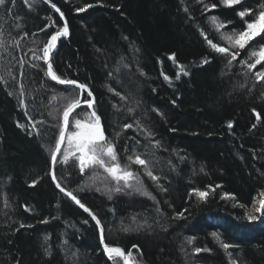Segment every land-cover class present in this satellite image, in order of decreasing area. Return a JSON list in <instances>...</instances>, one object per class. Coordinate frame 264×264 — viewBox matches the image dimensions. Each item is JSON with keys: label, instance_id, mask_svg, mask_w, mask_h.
Returning <instances> with one entry per match:
<instances>
[{"label": "trees", "instance_id": "trees-1", "mask_svg": "<svg viewBox=\"0 0 264 264\" xmlns=\"http://www.w3.org/2000/svg\"><path fill=\"white\" fill-rule=\"evenodd\" d=\"M52 1L69 25V35L60 39L52 57L54 71L86 84L93 92L105 135L118 144V162H127L124 140L135 137L141 141L136 151L160 177L158 183L153 182L143 174V166L131 165L155 199L112 194L108 200L95 191L79 190L87 171L81 174L72 158L66 165H55L61 185L101 221L105 241L125 251L131 249L135 264H231L232 260L264 264V220L249 223L241 219L264 191V83L250 73L242 75L238 64L233 65L234 71H227L219 54L209 57L210 48L200 35L202 29L214 43H221L209 17L231 21L226 29H238L242 21L237 11L256 9L262 0H243L232 8L219 0H184L183 4L181 0ZM210 3L217 7L204 11ZM85 4L93 7L75 11ZM45 24L50 27L41 32ZM62 26L58 14L41 0L31 10L25 0H15V4L6 0L0 5V40L4 42L0 47V264H114L101 249L96 223L60 193L49 176L51 152L45 145L54 147L60 122L56 125L50 117L47 101L51 92L79 90L47 78L44 62L33 61L31 50L42 55L48 36ZM170 53L177 54L176 61L168 59ZM247 53L241 50L237 59L246 58ZM206 57L213 62L202 66ZM177 63L185 65L190 76L177 81ZM162 71L172 78L171 84L163 79ZM109 87L115 91L109 92ZM116 92L126 99L121 100ZM82 96L89 98L86 92ZM130 107L135 109L131 117L127 115ZM153 108L163 115L152 112ZM253 108L261 114L259 122ZM144 112L154 139L161 141L159 149L151 148L143 132L122 127ZM38 121L44 122L36 124L40 135L32 129ZM229 121L233 122L231 129ZM134 144L135 140H129L127 154H132ZM33 179L37 184L29 187ZM191 188L208 191L207 200L189 195ZM223 193L234 198H223ZM181 211L184 216L178 218ZM130 216L146 225L124 232L117 225H129L125 220ZM213 232L230 247L223 249ZM187 238L193 243L188 244ZM195 247L210 251L196 254ZM45 248L51 251L49 257L44 255ZM115 264H120L118 258Z\"/></svg>", "mask_w": 264, "mask_h": 264}, {"label": "snow or ice", "instance_id": "snow-or-ice-1", "mask_svg": "<svg viewBox=\"0 0 264 264\" xmlns=\"http://www.w3.org/2000/svg\"><path fill=\"white\" fill-rule=\"evenodd\" d=\"M38 2V0H32L31 3H28V0H25V3L28 5L31 10L33 6ZM6 0H0V5H5ZM12 3L15 4V0H12ZM44 3L50 4L51 8L55 10V12L60 14V19H64V13L61 11L59 7L55 3H52L51 0H44ZM99 3V0H97ZM181 3H184V0H181ZM219 3L225 7L232 8L236 5H242L243 0H219ZM93 7L92 4H85L83 7H77L75 11L77 13L85 12L88 8ZM217 7L216 3L206 4L204 7V11H208V9H215ZM184 11L188 12V8L184 7ZM237 16L241 19L242 24L237 28H233L231 33L226 31L222 32L221 30L226 29L229 25L232 24L231 21H221L217 16L213 15L209 17L211 24L214 26L217 32L221 33L220 39L226 42L222 43H214L212 39H209L207 34L201 29L200 35L204 37L207 42V45L210 48L209 57L212 56V53L219 54L225 60V69L229 72L234 71V64H238L241 69V74L247 76L249 73L252 74L255 81L264 83V0L258 5L256 9L253 8H243V10L237 11ZM51 20V17L48 18ZM54 23V22H53ZM19 27V25H18ZM50 25L45 24L43 29H40L41 32L47 31ZM69 35V25L67 22L63 24L58 30L52 32L50 36L47 38V42L42 46V55H37L35 49L32 51L31 59L33 61H43L46 65L45 76L50 78L51 81L56 82L59 85L71 86L75 89H78L81 95L86 91L87 97L81 99L80 96L76 98H70L67 100L65 106L62 110V116L59 124V133L55 138V145L50 153V161L52 166L54 167L58 162L63 164H68L70 158H74L76 162H78V168L81 174L85 173L86 169L92 168H101L105 173L111 178V180L116 182V186L113 188H109V193L111 192H123L125 190H132L136 193H139L143 196H148L151 199H155L151 195L150 192L144 187L142 180L140 179L139 174L136 171L131 170V165H140L145 169V174L153 181L157 182L160 180V177L153 174V171L149 167L150 161L148 159L142 158V155L136 151V147L141 145V141L136 139L135 137H129L124 140V153L127 157V162L124 165H121L118 156V144L115 143L112 139L105 135V129L101 123V116L97 114L95 110L96 100L93 96V92L88 89V86L84 83L78 82L76 79H65L62 78L61 75H58L56 71H54L52 57L57 49L58 42L61 38L67 37ZM259 38V40L257 39ZM124 39H128V37H124ZM258 45V47L256 46ZM4 46L3 40H0V47ZM241 50L248 51V56L243 59H237L241 56ZM134 51L138 52L139 49H134ZM168 59L172 61L177 60L176 53H170L168 55ZM121 61H123V57H121ZM213 62L210 58H203L201 60V65H207ZM21 67H23L24 61H20ZM257 65H261V69L258 71H253L257 68ZM125 68L128 67L127 64L123 65ZM179 71L176 73L175 79L179 81L181 76H190V71L188 68L183 65L177 63L176 65ZM31 67H38L37 64H32ZM139 74L141 76H145L142 68L138 69ZM10 74V73H9ZM163 76V79L167 81L169 84L172 83V78L165 74L163 71L160 73ZM113 73L110 71L108 76L111 77ZM221 75H225V72L222 71ZM239 87H244L243 84L239 85ZM109 92H114V88L109 87ZM153 92L156 91L155 88L152 89ZM251 92V89L248 90ZM11 95V93H9ZM117 96H120L121 100H125L126 97L120 95L119 92H116ZM20 105L25 106V101L23 99L24 93L21 91L20 93ZM52 99H56L55 96ZM261 99L264 100V93H261ZM176 101L173 100L172 104L175 105ZM81 104L87 105L89 109H93L88 113L86 120L82 121L81 119H75L72 122V126L74 127V131H68L70 125V115L73 114L74 110L78 109ZM113 107L117 106L113 104ZM140 101H136V108H140ZM134 108L127 109V115L131 117L134 113ZM255 113L256 121L259 122L261 119V114L256 112V109L252 110ZM152 112H155L157 115H163L157 108H153ZM25 115H28L25 113ZM148 113L144 112L142 117H138L134 120V123H124L123 129H133L137 132H143L145 139L151 142V148L159 149L162 147L161 141L158 139H154L155 132L152 127L146 125L144 117H147ZM31 119V118H29ZM37 123H44L43 121L34 122L32 124V129L36 132L37 135H40V129L36 127ZM22 126V125H19ZM23 127V126H22ZM227 127L231 129L233 127V122L229 121ZM256 124L252 125L254 129ZM29 135H32V131H29ZM117 138H121L120 133H116ZM129 140H135V144L131 145L132 154H127L130 150ZM62 145H66L62 149ZM146 151H148L146 147ZM62 155L58 157V153ZM154 154V153H150ZM183 159V157H181ZM171 163V161H169ZM203 171V169H201ZM93 179H95L93 177ZM51 180L55 184V187L61 192L64 193L65 196L69 197L71 201H73L83 212L87 213L88 216L91 217L93 221H95L96 226L100 228V244L103 246V252L107 256L110 261H113L115 264V259L120 258L123 260V264H135V257L133 256L132 250L129 249L127 252L119 246H111L105 242V237L103 234V228H101V221L97 218L96 214L87 207L81 199L77 197V195L73 194V192L68 191L65 187L61 185L58 181L57 176L53 172L51 174ZM37 184L35 179L31 180L29 187H33ZM161 191H166L162 185H159ZM220 187L219 185L216 186ZM211 188V186H209ZM87 186L82 185L81 190H86ZM100 188H97L96 191H100ZM215 189H213L214 191ZM189 195H194L200 201H206L209 195L208 191L201 190L199 188H191ZM108 200H112V195H108ZM223 198H234L232 194L223 193ZM257 202L254 199L253 204L255 205ZM6 206L8 205L7 200L5 199ZM25 210H30L27 205L24 206ZM240 207H244V205H240ZM159 211V209H157ZM187 211V210H184ZM184 211L177 213V217L181 218L184 216ZM135 220V218H133ZM242 220L247 221L249 223L264 220V191L260 192V199L258 201V206H254L250 212H245ZM47 222V221H43ZM84 223H88L87 220ZM74 227V225H71ZM20 227H24L21 223ZM144 225H138L139 228H143ZM150 227V226H149ZM129 227H124L123 231L128 232ZM212 236L215 237L218 241H220V237L217 233L213 232ZM45 242L49 240V237L46 235L44 237ZM11 243V241H9ZM187 243L192 244L193 239L187 238ZM220 246L223 249H228L230 245L223 241H220ZM133 248H137L136 245L132 246ZM201 251H210V249H201L199 247H195L193 252L199 254ZM44 255L49 257L51 255V251L48 248L44 249ZM73 257L77 255V253H72ZM18 264V262H17ZM231 264H239L238 260H232Z\"/></svg>", "mask_w": 264, "mask_h": 264}, {"label": "rangeland", "instance_id": "rangeland-1", "mask_svg": "<svg viewBox=\"0 0 264 264\" xmlns=\"http://www.w3.org/2000/svg\"><path fill=\"white\" fill-rule=\"evenodd\" d=\"M210 24H211V22H210ZM212 28H214L213 25H212ZM221 31L222 32L226 31L228 33H231L233 31V29L229 28V29H223ZM218 35L221 36V33L218 32ZM46 42H47V40H46ZM221 43L226 45L225 41L221 40ZM247 56H248V53H247ZM262 63H264V62H262ZM260 69H261V65H257V68L254 69L253 71H255V70L258 71ZM53 96H55L56 99H52ZM77 96H80V91H77V92L69 91V93H65V94H58L56 92H51L50 99L47 101V107H48V113H49L50 117L56 121V123H57L56 125H58V123L60 122V119L62 116V110H63V107L65 106L67 100L70 98H76ZM81 97H82V99H84V97L82 95H81ZM82 107H84V108L81 110H74L73 114H71L69 131L75 130L74 127L72 126V122H74L75 119H81L82 121H84V120H86L88 113L93 110V109H89L87 107V105L80 106V108H82ZM65 146L66 145H64L63 147H65ZM63 147H62V149H63ZM45 149L48 150L49 153L51 152V146H49V148H48V145H45ZM61 155H62V152L59 154V156H61ZM72 159L75 160L74 158H72ZM86 171H87V174H86V177H84V180H83L81 186L85 185V186H87V189L83 190V191H95L97 193H100L105 198H107L109 194L112 195L114 193V192L109 193L108 189L115 187L116 182L111 180V178L107 175V173L104 172L103 169L96 167V168H92V169H86ZM143 174H145V170H144ZM93 177L95 179H93ZM81 186L79 187L80 191H82ZM97 188H100L101 190L96 191ZM259 199H260V197L255 199L257 203L255 205L252 203L246 209V212H250L254 206H258ZM125 221L129 222V225H128L130 227L129 229L139 230L142 228L138 229V227H136V226H138V225H144L145 226L146 225V223H144V222L140 223L136 219L134 220L131 216L128 217ZM117 226H119L120 229H122V230L124 227H127V225H124V224L117 225ZM118 260H119V258H118ZM119 263L121 264L120 260H119Z\"/></svg>", "mask_w": 264, "mask_h": 264}, {"label": "bare ground", "instance_id": "bare-ground-1", "mask_svg": "<svg viewBox=\"0 0 264 264\" xmlns=\"http://www.w3.org/2000/svg\"><path fill=\"white\" fill-rule=\"evenodd\" d=\"M43 2V1H42ZM44 3V2H43ZM52 3H54V1H52ZM44 4H46V3H44ZM56 4V3H55ZM46 5H48V4H46ZM48 6H50V5H48ZM51 7V6H50ZM57 7H58V5H57ZM54 10V9H53ZM45 69H46V67H45ZM80 95H81V93H80ZM81 99H82V97H81ZM83 106V105H82ZM257 112V111H256ZM71 116V115H70ZM254 116H255V113H254ZM70 119V118H69ZM144 187L146 188V186L144 185ZM147 189V188H146ZM68 190V189H67ZM148 190V189H147ZM69 191V190H68ZM149 192V191H148ZM61 193V192H60ZM118 194H124L125 196L127 195L128 197H135V196H143V195H140L139 193H136V192H134V191H132V190H125V191H123V192H119V193H117V192H114L113 193V195H118ZM145 197H148V196H145ZM260 197V196H259ZM258 198V197H257ZM256 198V199H257ZM69 199V198H68ZM151 199V198H150ZM70 201H71V199H69ZM74 205H76L73 201H71ZM253 203V202H252ZM77 206V205H76ZM78 207V206H77ZM88 207V206H87ZM98 218V217H97ZM95 222V221H94ZM102 225V224H101ZM127 227H129L128 225H127ZM102 228H103V225H102ZM130 228V227H129ZM135 229H130L129 231L130 232H133ZM98 233H99V235H100V229L98 228ZM103 234H104V228H103ZM105 237V236H104ZM99 242H100V238H99ZM106 242V241H105ZM106 243H108V242H106ZM109 245H111V246H119V247H121V248H123L122 246H120L119 244H116V243H108ZM100 246H101V244H100ZM101 249L103 250V248H102V246H101ZM124 249V248H123ZM125 250V249H124ZM125 252H127V251H125ZM119 260H120V262H121V264H123V260H121L120 258H119Z\"/></svg>", "mask_w": 264, "mask_h": 264}, {"label": "water", "instance_id": "water-1", "mask_svg": "<svg viewBox=\"0 0 264 264\" xmlns=\"http://www.w3.org/2000/svg\"><path fill=\"white\" fill-rule=\"evenodd\" d=\"M41 1H43L44 2V0H41ZM51 2H52V0H51ZM48 5H50V4H48ZM60 8V7H59ZM55 11V10H54ZM62 11V10H61ZM63 12V11H62ZM57 13V12H56ZM58 14V16H59V18H60V14L59 13H57ZM61 20V19H60ZM61 22H62V24H64L65 22H67V20H66V17H65V15H64V19L63 20H61ZM45 67H46V65H45ZM88 89H89V87H88ZM90 90V89H89ZM87 93V92H86ZM94 96V95H93ZM80 97H81V95H80ZM82 105H84V104H81L80 106H82ZM63 146V145H62ZM59 154L60 153H58L57 155L59 156ZM77 165H78V162H77ZM54 170H55V166L53 167L52 166V164H51V161H50V167H49V176H50V179H51V174L54 172ZM54 184V183H53ZM55 185V184H54ZM59 191V190H58ZM63 195H64V193H62ZM67 197V196H66ZM69 198V197H68ZM70 199V198H69ZM101 228H102V225H101ZM100 229V228H99ZM101 234V233H100ZM99 238H100V235H99ZM102 246V245H101ZM102 248H103V246H102Z\"/></svg>", "mask_w": 264, "mask_h": 264}]
</instances>
